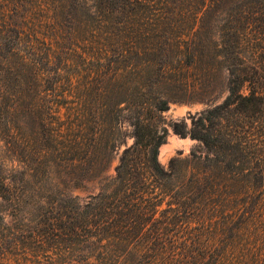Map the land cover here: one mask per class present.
I'll return each mask as SVG.
<instances>
[{
    "label": "trees",
    "instance_id": "1",
    "mask_svg": "<svg viewBox=\"0 0 264 264\" xmlns=\"http://www.w3.org/2000/svg\"><path fill=\"white\" fill-rule=\"evenodd\" d=\"M262 125L264 0H0V204L41 191L45 264H264ZM169 128L203 153L165 168Z\"/></svg>",
    "mask_w": 264,
    "mask_h": 264
},
{
    "label": "rangeland",
    "instance_id": "2",
    "mask_svg": "<svg viewBox=\"0 0 264 264\" xmlns=\"http://www.w3.org/2000/svg\"><path fill=\"white\" fill-rule=\"evenodd\" d=\"M207 109L208 107L202 103L171 104L169 112L164 117L168 123L185 122L190 128L191 117H196ZM253 140L264 143V125L258 126V129L253 132ZM132 144L133 140L128 139L127 147H130ZM125 148L122 147L118 155L112 160L106 173L107 177L112 178L115 176V169ZM262 151H256L255 155L260 154L264 156V150ZM193 152L201 154L203 153V148L198 142L190 138H181L169 128L167 144L160 150L159 161L161 165L168 168L172 160H189ZM251 168L254 175L260 173V170H257L256 163H253ZM250 186L253 189L255 188V194L262 197L261 205H264V181L259 179L253 180ZM98 188L99 185L96 182L89 185L83 191L75 192L74 196L86 199L90 195H97L99 192ZM254 202L255 198L248 199L250 207H254L256 204ZM39 206H41V191H38L37 197L34 200L30 199L27 201L25 206L22 207V213H18L7 204H0V264H45L43 254L41 253V235L38 232L41 230V217L30 213L32 210L38 209ZM243 233V230L241 231L240 228L236 231L238 250L244 246L252 250L264 247V218L257 220L252 217L245 233L247 238L242 237Z\"/></svg>",
    "mask_w": 264,
    "mask_h": 264
}]
</instances>
